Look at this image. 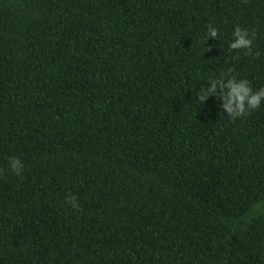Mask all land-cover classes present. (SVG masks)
<instances>
[{
  "label": "trees",
  "instance_id": "trees-1",
  "mask_svg": "<svg viewBox=\"0 0 264 264\" xmlns=\"http://www.w3.org/2000/svg\"><path fill=\"white\" fill-rule=\"evenodd\" d=\"M229 69L264 88V0H0V264H264V106L196 102Z\"/></svg>",
  "mask_w": 264,
  "mask_h": 264
},
{
  "label": "clouds",
  "instance_id": "clouds-1",
  "mask_svg": "<svg viewBox=\"0 0 264 264\" xmlns=\"http://www.w3.org/2000/svg\"><path fill=\"white\" fill-rule=\"evenodd\" d=\"M219 30L215 27H208V38H218ZM255 33L246 28L237 26L232 32V40L229 49L232 51L243 50L245 55H252ZM220 93V99L223 103L219 106L220 113H227L226 117L237 119L245 117L251 112L264 106V88L254 90L251 82L245 78H238L229 69L227 73H222L219 77L210 76L206 86L201 87L196 94L197 100L201 107L206 105L209 97ZM210 110V109H209ZM8 169L16 176H22L25 171V162L19 157H9ZM66 203L74 210L80 209V202L76 195L69 194ZM264 200H258L254 205L256 210H264L261 206Z\"/></svg>",
  "mask_w": 264,
  "mask_h": 264
}]
</instances>
